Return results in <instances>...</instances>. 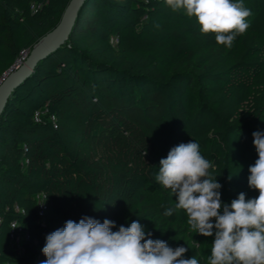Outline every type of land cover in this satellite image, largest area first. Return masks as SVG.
<instances>
[{
    "label": "trees",
    "instance_id": "obj_1",
    "mask_svg": "<svg viewBox=\"0 0 264 264\" xmlns=\"http://www.w3.org/2000/svg\"><path fill=\"white\" fill-rule=\"evenodd\" d=\"M69 1L0 0V77ZM243 5L250 27L228 48L166 0L85 3L69 40L0 118V264H40L46 235L84 216L114 221L113 231L138 220L208 264L214 236L195 233L182 209L164 215L177 201L155 176L171 148L194 140L222 202L259 195L248 169L258 158L252 133L264 132V0ZM22 232L31 240L18 252L11 234Z\"/></svg>",
    "mask_w": 264,
    "mask_h": 264
},
{
    "label": "clouds",
    "instance_id": "obj_2",
    "mask_svg": "<svg viewBox=\"0 0 264 264\" xmlns=\"http://www.w3.org/2000/svg\"><path fill=\"white\" fill-rule=\"evenodd\" d=\"M166 4L195 17L201 33H214L216 42L228 48L250 27L251 10L243 0H166ZM252 136L258 158L249 166L248 186L258 191L255 198L246 199L241 192L230 204L222 202V185L209 171L214 166L194 140L174 146L159 162L155 179L177 201L164 215L182 209L195 233L214 236L208 264H264V132L254 131ZM116 227L114 221L101 223L88 216L79 222L68 220L46 235L41 250L46 259L40 264H199L195 256L184 258L188 251L184 246L172 248L152 239L138 220L113 231Z\"/></svg>",
    "mask_w": 264,
    "mask_h": 264
},
{
    "label": "water",
    "instance_id": "obj_3",
    "mask_svg": "<svg viewBox=\"0 0 264 264\" xmlns=\"http://www.w3.org/2000/svg\"><path fill=\"white\" fill-rule=\"evenodd\" d=\"M88 0H70L59 23L54 29L42 36L30 50L27 58L14 69L7 71L6 77L0 83V118L15 90L30 78L37 65L51 54L60 50L73 33L79 14Z\"/></svg>",
    "mask_w": 264,
    "mask_h": 264
},
{
    "label": "built area",
    "instance_id": "obj_4",
    "mask_svg": "<svg viewBox=\"0 0 264 264\" xmlns=\"http://www.w3.org/2000/svg\"><path fill=\"white\" fill-rule=\"evenodd\" d=\"M29 52L24 51L21 55V57L17 60V62L12 66L14 69L19 68V66L21 64H23V62L25 61V59L27 58ZM7 72H5L1 77H0V83L3 81V79L6 77ZM35 119L38 122L40 120V115L39 113L35 114ZM45 200H46V194L45 193H39L36 196V203H37V209H38V214L40 217L44 216V211L46 209V204H45ZM16 224H13V226H15ZM11 240L13 241L16 249L18 250V252H22L24 250L22 243L23 242H29L31 240L30 235L25 232L22 234H17V233H12L11 234Z\"/></svg>",
    "mask_w": 264,
    "mask_h": 264
}]
</instances>
